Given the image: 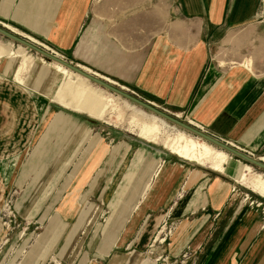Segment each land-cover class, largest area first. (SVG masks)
<instances>
[{
    "label": "crops",
    "instance_id": "0c3cea01",
    "mask_svg": "<svg viewBox=\"0 0 264 264\" xmlns=\"http://www.w3.org/2000/svg\"><path fill=\"white\" fill-rule=\"evenodd\" d=\"M0 22L71 52L74 62L135 88L162 110L264 156V0H0ZM127 146L91 154L71 190L103 197L111 210L107 224L121 225V235L126 227L128 244L135 246L150 238L147 227H138L166 192L170 200V189L164 188L168 179L159 181L154 192L163 196L149 199L158 163L142 147ZM200 171L186 173L184 195L171 206L178 230L168 237L162 228L154 239L175 238L179 249L173 252L186 253L184 264H264V219L230 199L225 181L233 180L231 166L219 175ZM71 216L68 208L64 219ZM52 238L49 260L71 245L67 237ZM132 252L136 248L122 252L129 262L137 256ZM115 253L107 264H118Z\"/></svg>",
    "mask_w": 264,
    "mask_h": 264
},
{
    "label": "rangeland",
    "instance_id": "374dc122",
    "mask_svg": "<svg viewBox=\"0 0 264 264\" xmlns=\"http://www.w3.org/2000/svg\"><path fill=\"white\" fill-rule=\"evenodd\" d=\"M6 25L46 48L56 50L66 59L73 58L71 52L66 54ZM40 56L43 55L0 34V113L4 118L0 124V264H107L113 250H116L118 264H184L181 261L186 258V253L173 252L175 247L179 249L175 238L160 240L154 237L162 228L168 237L178 230V214L171 206L184 195L182 182L187 172L222 173L215 172L209 161L198 164L165 146L179 132L199 137L92 81H72L56 71L57 62L43 56L46 59L43 64L39 61ZM84 67L89 68L85 64ZM18 68H22L24 84L16 78ZM116 83L122 84L117 80ZM89 85L100 92L96 93ZM125 88L146 98L135 88L128 85ZM151 101L161 108L160 103ZM101 110L104 111L102 115ZM65 120L68 123L64 126L56 125ZM154 121L161 128L156 140L140 137L142 125ZM127 145H133L132 151L142 147L158 163L149 181L155 185L149 199L163 196V192H154V189L159 186L156 185L159 181L168 179L164 188L165 191L170 189L168 198L171 200L166 201V192L164 202L148 210L146 224H138V231L147 227L150 238L136 240L135 246L134 242L128 244L126 227L121 235V225L107 224L111 210L103 197L71 190L80 168L91 154L103 146L104 152L111 153L117 146L116 151L125 150ZM252 154L261 158L263 153ZM157 170L160 174L155 176ZM253 170L261 178L252 184V188L231 179L221 181L230 185L233 203L255 210L264 219V172L256 167ZM199 199L205 201L204 192ZM239 206L234 208L236 212ZM68 208L72 216L66 221L64 214ZM63 221L67 222L66 226L58 235V225H63ZM56 236L60 241L67 237L71 245L61 257L49 260L48 254L54 246L52 237ZM132 248H136L132 253L137 256L130 257L129 262L127 254L122 252ZM97 249H104L105 256L97 257Z\"/></svg>",
    "mask_w": 264,
    "mask_h": 264
},
{
    "label": "water",
    "instance_id": "95a60500",
    "mask_svg": "<svg viewBox=\"0 0 264 264\" xmlns=\"http://www.w3.org/2000/svg\"><path fill=\"white\" fill-rule=\"evenodd\" d=\"M0 34L25 45L27 49H33L34 51L39 52L40 54H42L43 56L49 59L60 62L64 66L71 68L81 73L82 75L86 76L92 82H95L96 84H99L100 86L107 88V90L126 98L127 100L133 102L134 104L139 105L143 109H146L150 112L160 115L161 117L175 124L176 126H179L182 129L204 139L205 141L214 145L215 147H219L225 150L231 155H234L239 159H242L243 161H245V163H248L253 167L259 168L264 172V161L259 159V157L253 156L252 153L244 151L243 149H239L238 147L232 145V143H230V141L228 140L218 138L204 131V129L199 128L197 125L192 124L188 120H181L176 114L158 108L154 103H152V101H149L144 98H140L133 91H129L128 88H125V85L113 82L109 76L101 74L98 71L92 69L91 67L86 68L84 67L83 63L77 61L74 62L71 59H66L56 50L51 48L50 49L46 48L45 46L34 42L30 38H28V36H25L24 34L13 30L12 28L8 27L7 25L1 22H0Z\"/></svg>",
    "mask_w": 264,
    "mask_h": 264
},
{
    "label": "bare ground",
    "instance_id": "6f19581e",
    "mask_svg": "<svg viewBox=\"0 0 264 264\" xmlns=\"http://www.w3.org/2000/svg\"><path fill=\"white\" fill-rule=\"evenodd\" d=\"M18 57H20L19 54H18ZM39 61L42 62L43 64L46 63V59L43 56L39 57ZM33 66H34V63L31 64V67ZM55 68L57 72H60L61 74L67 76L69 79H71L74 82L86 83V81H91L86 76L82 75L81 73L71 68L64 66L60 62L56 63ZM21 69L18 68L17 72L15 73H16V78L18 79V82L24 84L25 79L21 76V71H20ZM89 86L93 87L92 85H89ZM93 88L95 89V87ZM105 89L107 90V88ZM95 90H96V93L100 92V90L98 89H95ZM107 105L109 104H106L105 106ZM103 113L104 111L101 110V115ZM160 133H161L160 124L157 121H154L149 124L144 123L142 125L141 131L139 132V136L144 139L155 141ZM199 138H195L191 135H187L184 132H179V134L176 137H174L171 140V142H169V144H165V146L172 152L178 154L179 156L185 159L191 160V161H195L198 164H204L206 161H209L211 162V168L218 172H223L225 170V166L230 165L232 168L231 177L236 183L237 182L247 183V186L252 188V184L261 178V175L256 174L253 170V166H251L250 164L245 163L244 161H240L239 159L233 158L230 155V153L228 154L227 152L223 150L216 149L215 147L212 146V144L210 145L206 141H200ZM230 143H232V145L238 147L239 149H243L242 147L235 145L233 142H230ZM243 150L246 151L245 149ZM259 159L264 161V156H262L261 158L259 156Z\"/></svg>",
    "mask_w": 264,
    "mask_h": 264
},
{
    "label": "built area",
    "instance_id": "2783aa9c",
    "mask_svg": "<svg viewBox=\"0 0 264 264\" xmlns=\"http://www.w3.org/2000/svg\"><path fill=\"white\" fill-rule=\"evenodd\" d=\"M62 55V54H61ZM132 91V90H131Z\"/></svg>",
    "mask_w": 264,
    "mask_h": 264
}]
</instances>
